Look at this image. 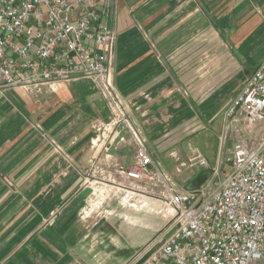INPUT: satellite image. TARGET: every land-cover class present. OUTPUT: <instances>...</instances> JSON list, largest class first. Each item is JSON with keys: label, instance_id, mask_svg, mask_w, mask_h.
Masks as SVG:
<instances>
[{"label": "crops", "instance_id": "1", "mask_svg": "<svg viewBox=\"0 0 264 264\" xmlns=\"http://www.w3.org/2000/svg\"><path fill=\"white\" fill-rule=\"evenodd\" d=\"M113 5L116 90L170 182L126 180L122 170L134 164L136 147L112 134L95 143V123L113 118L95 80L55 83L35 95L0 92V264H132L158 245L175 216L161 200L167 189L187 196L191 183L216 168L183 173L186 139L212 131L222 153L227 108L264 60L235 94L219 97L264 30V0Z\"/></svg>", "mask_w": 264, "mask_h": 264}, {"label": "built area", "instance_id": "2", "mask_svg": "<svg viewBox=\"0 0 264 264\" xmlns=\"http://www.w3.org/2000/svg\"><path fill=\"white\" fill-rule=\"evenodd\" d=\"M114 20L113 0H0V91L35 95L55 83L95 80L113 112L110 123L93 126L95 143L121 137L136 147L125 179L168 186L116 90ZM227 109L216 168L203 154L189 159L210 169V179L187 196L167 189L161 200L175 211L176 230L135 262L155 248L144 264H264V60Z\"/></svg>", "mask_w": 264, "mask_h": 264}, {"label": "rangeland", "instance_id": "3", "mask_svg": "<svg viewBox=\"0 0 264 264\" xmlns=\"http://www.w3.org/2000/svg\"><path fill=\"white\" fill-rule=\"evenodd\" d=\"M248 49L249 50L245 51L246 53L244 56H239V65L236 66L235 70L228 75V80L225 81L224 88L218 93L219 97H231L233 94H235L239 83H241L245 79L247 71H253L257 62H259L264 57V30L258 37L256 43L253 46H250ZM0 92L4 93L3 91ZM204 135L205 136H202L201 138L186 139V146L189 145L188 148L191 149L189 151V154L187 155L185 166L180 168L183 173H189V167L191 165L189 159L195 156V153L204 154L211 167H216L218 162H220L222 153H220L221 145L220 139H218V135L216 133L214 134V132L212 131H209ZM196 149H198V151ZM192 150H195L196 152H193ZM184 185L187 184L183 183L182 186Z\"/></svg>", "mask_w": 264, "mask_h": 264}, {"label": "water", "instance_id": "4", "mask_svg": "<svg viewBox=\"0 0 264 264\" xmlns=\"http://www.w3.org/2000/svg\"><path fill=\"white\" fill-rule=\"evenodd\" d=\"M212 175V172L211 171H206V172H203L201 174V176L193 183H191V186H189V190H199L202 185L205 183V181H207L210 176ZM92 193V189L91 188H86L83 192V195L84 197H88L89 195H91ZM170 231L165 235V239H169L175 232V228L173 229H169ZM155 251V248L152 249L149 253H147L145 255V257L141 258V259H138L136 262L134 261L133 264H144L145 263V258L149 255H151L153 252Z\"/></svg>", "mask_w": 264, "mask_h": 264}]
</instances>
